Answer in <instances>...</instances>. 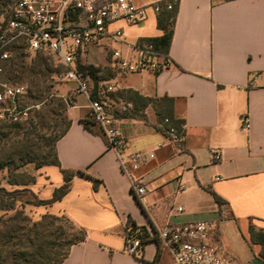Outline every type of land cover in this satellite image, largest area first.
Returning <instances> with one entry per match:
<instances>
[{"label": "crops", "instance_id": "0c3cea01", "mask_svg": "<svg viewBox=\"0 0 264 264\" xmlns=\"http://www.w3.org/2000/svg\"><path fill=\"white\" fill-rule=\"evenodd\" d=\"M157 1L134 0L142 6ZM156 18L150 24L114 23L109 30L121 29L119 40L108 37L80 51L87 64L99 68L97 82L117 83L109 99L118 109L122 153L153 152L154 158L133 173L146 186L138 198L99 128L84 127L88 100L68 99L70 125L55 143L58 166L39 169L37 183L47 187L43 200L63 184V171L83 172L98 182L94 186L91 178L74 175L68 193L49 204L50 213L85 233L61 264H174L157 228L202 220L217 223L214 239L234 264H264L248 233L249 220L264 229V0H177L167 68L120 73L111 51L135 62L138 40L163 34ZM90 89L96 90L93 82ZM127 90L172 98L174 117L184 122L181 140L172 142L159 128L152 105L140 111L146 121L123 117L133 109ZM245 115L251 126L247 134L240 130ZM211 150L220 152L219 161L212 160ZM213 195L223 201L221 209ZM128 219L152 238L142 259L125 250Z\"/></svg>", "mask_w": 264, "mask_h": 264}, {"label": "built area", "instance_id": "2783aa9c", "mask_svg": "<svg viewBox=\"0 0 264 264\" xmlns=\"http://www.w3.org/2000/svg\"><path fill=\"white\" fill-rule=\"evenodd\" d=\"M176 3V0H161L142 6L134 0H13L8 18L0 24V122L19 123L29 115L30 107L21 104L27 94L26 87L4 81V68L1 65L10 59L12 46L22 41L26 44V51L51 57L61 67L59 76L73 85L74 95L88 100V119L99 128L107 147L115 151L119 167L129 178L133 193L143 198L146 194L145 183L135 178L133 173L152 160L154 153H122L123 138L115 123L118 109L109 99L117 83L98 81L93 97L90 76L77 68V52L99 46L108 37L119 40L123 35L121 29L109 30L116 22L136 25L146 20L148 8L157 14L162 7L171 10ZM110 58L122 74L144 69L159 71L169 65L168 60L150 42L137 46V59L133 63L123 59L118 51H111ZM126 108L122 106L120 111ZM167 124L168 120L164 119L159 128L165 130L172 142H179L181 133L173 127L166 129ZM250 127L249 117L242 116L240 130L247 134ZM211 157L213 161H219L221 154L211 150ZM177 211L181 212L182 208H177ZM216 228L217 223L213 220L167 224L157 228L156 236L174 264H234L214 240ZM139 246V239L133 238L125 250L138 256Z\"/></svg>", "mask_w": 264, "mask_h": 264}, {"label": "trees", "instance_id": "16d2710c", "mask_svg": "<svg viewBox=\"0 0 264 264\" xmlns=\"http://www.w3.org/2000/svg\"><path fill=\"white\" fill-rule=\"evenodd\" d=\"M176 13L177 3L171 10H166L162 7L157 13L156 26L163 32V34L160 37L139 39L137 44L140 45L144 42L152 43L155 50L166 59ZM7 18L8 13L4 16V19ZM25 51L26 44L19 41L11 48L10 59L1 64L4 68L3 80L10 85H22L17 83L22 75H27L28 78H31L34 81L39 75L47 76L48 73L53 72L51 70V65L52 62L55 61L51 57L35 52L34 58L31 59L28 64L25 61L28 57L24 54ZM80 53V51L77 52V68L82 73L88 74L95 86L98 80L97 74L99 68L87 64L81 57ZM91 94L94 96L95 90L92 89ZM26 95L29 97L30 91H27ZM125 98L133 104V109L126 110L123 117L146 121L144 114L140 111L145 106L152 105L161 122L164 119L168 120V124L165 125L166 129L168 127H173L178 133H182L184 122L183 120L174 117L172 98L164 96L152 99L143 97L132 90H127L125 92ZM68 106V101L60 100L59 107H62L61 114L54 112L51 107L47 108L51 115L57 114L61 118V127L57 131L55 129L57 127L55 119L48 121L45 119L46 117L44 114L36 112H34L33 116H29L25 121L20 123L0 122V143L4 142L3 144H9V142H13V138L17 139L14 142L16 144L12 145L14 147L12 151L0 155V173L2 171L10 173L11 170L14 171L28 164H32L36 169L43 166H58L55 154V143L62 135H64L70 125V121L65 114ZM83 123L84 127L90 131L92 122L88 119L84 120ZM44 128H46L47 131L49 130L50 133H44L42 131ZM162 131L165 133V130ZM62 174L63 184L54 189L50 199L43 201L37 200L34 205H49L61 200L68 193L70 181L74 175L91 178L83 172L63 171ZM92 180L95 186L98 181L95 179ZM19 194V190L8 191L4 188H0V203H6L9 200L11 201ZM213 196L221 209L223 201L216 195ZM0 209L2 208L0 207ZM53 218L56 220L65 219L68 221L72 227V230L67 234L69 238H67V236L65 238L55 236L47 244H41V242H38L37 240V236L40 233L39 230H34V234H31V230L26 232L20 229V232L18 233V230L14 229L13 231L16 236L13 238L14 241L12 244L6 239L0 241V261L2 264H61L67 257L70 247L84 240L85 233L83 230L76 229L71 222L63 216H54ZM124 233L126 248L129 245L128 240L131 239V237L139 239V254L138 256H133L142 259L143 247L152 239L148 232L145 228L137 227L133 221L128 219ZM248 233L250 242L259 246L258 257L264 262V229H254L249 227ZM4 252L6 253V256H4Z\"/></svg>", "mask_w": 264, "mask_h": 264}, {"label": "rangeland", "instance_id": "374dc122", "mask_svg": "<svg viewBox=\"0 0 264 264\" xmlns=\"http://www.w3.org/2000/svg\"><path fill=\"white\" fill-rule=\"evenodd\" d=\"M12 5L13 0H0V24L4 16L12 8ZM146 14V22L148 21L147 24H150L149 22H151L155 13L151 8H148ZM123 24L124 22L122 21L115 23L116 26ZM24 54L28 56L25 61L29 64L30 60L34 58V53L25 51ZM51 70L53 72L48 73L47 76L39 75L34 81L28 78L27 75H22L17 83L24 85L27 91H30L29 97L25 95L21 101L23 106L30 107L28 117L33 116L34 112H36L44 114L45 119L48 121L55 119L57 122L55 129L57 131L61 127V118L57 115L61 114L62 111V107H59L60 100L64 101L66 99L68 101L69 98H73L76 95L73 93V85L66 83L59 76L61 69L55 62H52ZM49 107L53 108L57 114L51 115L47 110ZM42 131L50 133L46 128ZM16 140V138H13V142H9V144L0 143V155L12 151L14 149L12 145L16 144L14 143ZM41 168L36 169L32 164H28L14 171L11 170L10 173L7 171L0 173V188L8 191H20V194L11 201L0 203L2 208L0 209V241L6 239L12 244L13 238L16 236L14 229L18 230V233L20 229L26 232L31 230V234H34V230H39L40 233L37 236V240L41 244H47L55 236H61L62 238L67 236L69 238L67 234L72 230V227L67 220L54 219L53 217L57 215L50 213L49 205H34L37 200L43 201L47 197V187H42L37 183L41 175L39 172ZM257 226L258 224L254 221H248V228L258 229ZM240 242L243 244L242 240ZM4 256H6L5 252ZM0 264H2L1 261Z\"/></svg>", "mask_w": 264, "mask_h": 264}]
</instances>
